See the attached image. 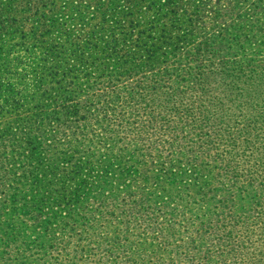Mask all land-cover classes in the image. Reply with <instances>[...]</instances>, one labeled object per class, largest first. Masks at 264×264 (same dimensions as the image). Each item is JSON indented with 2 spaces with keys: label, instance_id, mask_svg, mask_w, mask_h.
I'll return each mask as SVG.
<instances>
[{
  "label": "trees",
  "instance_id": "1",
  "mask_svg": "<svg viewBox=\"0 0 264 264\" xmlns=\"http://www.w3.org/2000/svg\"><path fill=\"white\" fill-rule=\"evenodd\" d=\"M258 27L264 0H0V264H36L39 254V264H63L45 236L74 226V247L100 250L89 264H123L129 236L153 245L143 241L148 220L133 226L122 211L121 225L111 214L87 224L95 216L75 207L85 191L194 185L190 162L142 171L127 137L131 146L203 128L223 143L224 162L248 175L262 167L264 106L260 121L226 120L225 104L264 77Z\"/></svg>",
  "mask_w": 264,
  "mask_h": 264
},
{
  "label": "rangeland",
  "instance_id": "2",
  "mask_svg": "<svg viewBox=\"0 0 264 264\" xmlns=\"http://www.w3.org/2000/svg\"><path fill=\"white\" fill-rule=\"evenodd\" d=\"M253 33L260 37L264 29L258 27ZM253 50V47H249L242 52L248 56H260ZM252 78L247 79L239 95L226 96L230 99L225 102L226 120L237 117L240 120L260 121L258 107L264 106V77L260 75L256 79ZM251 89L255 93L249 99ZM174 130L156 131L150 136L146 134L147 140L141 139L131 146H128L131 140L127 137L124 140L128 139L129 143L119 142L118 146L124 144L128 150H134L142 171L156 168L160 171L166 165L176 167L190 162L186 166L197 169L190 181L193 186H186L178 194H173L171 186L164 182H159L157 188H151L148 192L156 191L150 195L140 187L116 194H109L111 189L96 190L95 194L85 191L81 192L84 195L75 207L82 215L87 212L88 217L95 216L87 224L99 225L103 218L113 215L112 223L121 225L118 219L124 215L118 213L122 211L126 216L122 219L128 220V224L133 226L148 220L144 225H149L141 228L147 238L143 241H151L153 236V245L137 242L135 236H129L130 243L126 242L121 252L123 264L127 263L128 257L135 260L133 264H264V170H260L264 169V165L253 171V174H245L242 169L245 168L244 163L224 162L226 156L218 150L223 143L218 142L213 135L208 137L212 134L209 130L188 127L184 131ZM166 140H171V144ZM263 159L259 158V161ZM68 184L64 182L67 191L71 192L72 188H68ZM110 186L116 191V183ZM228 225L231 226L230 231H227ZM78 228L74 226L64 235L59 232V235H46L45 238L50 239L55 246V251L46 252L57 254L58 261L63 264H67L69 258H72L71 264H89L84 258L88 255L89 258H95L92 252L100 253V250L95 247L86 253L83 249L87 246L83 243L74 247L68 236L70 232L80 235L77 233ZM133 232L137 233L138 229H133ZM60 247L62 251L58 253ZM37 259L36 264L42 262L40 254Z\"/></svg>",
  "mask_w": 264,
  "mask_h": 264
}]
</instances>
